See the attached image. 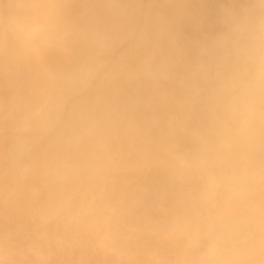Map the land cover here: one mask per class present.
<instances>
[{"label": "clouds", "instance_id": "1", "mask_svg": "<svg viewBox=\"0 0 264 264\" xmlns=\"http://www.w3.org/2000/svg\"><path fill=\"white\" fill-rule=\"evenodd\" d=\"M185 3L0 0V264H264V0Z\"/></svg>", "mask_w": 264, "mask_h": 264}, {"label": "rangeland", "instance_id": "2", "mask_svg": "<svg viewBox=\"0 0 264 264\" xmlns=\"http://www.w3.org/2000/svg\"><path fill=\"white\" fill-rule=\"evenodd\" d=\"M192 1L186 0V3H185L186 15L181 21V23L179 24V29L184 37L185 43L189 45L190 43L192 44L193 42H195V40L197 41L199 39L208 37L207 34L209 33H211L209 34V36H212L216 32L220 31L222 28L221 19H219L221 10L224 7L228 6L230 3H232L231 0L230 1L229 0H203L202 2L200 0H192ZM222 4L224 5L221 6ZM204 33H207V34H204Z\"/></svg>", "mask_w": 264, "mask_h": 264}, {"label": "bare ground", "instance_id": "3", "mask_svg": "<svg viewBox=\"0 0 264 264\" xmlns=\"http://www.w3.org/2000/svg\"><path fill=\"white\" fill-rule=\"evenodd\" d=\"M191 1H192V0H191ZM200 1L202 2L203 0H200ZM229 1H230V0H229ZM231 1H232V3H233L235 0H231ZM192 2H193V1H192ZM198 2H199V1H198ZM203 3H205V2H203ZM203 3H202V4H203ZM222 3H223V2H222ZM211 4H212V3H211ZM203 5H204V4H203ZM203 5H202V6H203ZM223 5H224V4H222L221 6H223ZM206 8H207V7H206ZM208 9H209V8H208ZM193 10H194V9H193ZM204 10H205V9H204ZM196 11H197V10H196ZM188 15H189V14H188ZM208 16H209V15H208ZM219 16L221 17V14H220ZM187 17H188V16H187ZM220 17H219V19H221ZM192 20H193V19H192ZM208 24H209V23H208ZM183 25H184V24H183ZM199 25H201V24H199ZM191 26H192V25H191ZM193 27H194V26H193ZM200 28H201V27H200ZM197 29H198V28H197ZM207 30H208V29H207ZM191 31H193V30H191ZM206 32H207V31H206ZM201 33H202V32H201ZM189 34H190V33H189ZM194 34H195V33H194ZM194 34H193V35H194ZM204 34H207V33H204ZM209 34H211V33H209ZM209 34H207L208 37H210ZM187 35H188V34H187ZM201 35H202V34H201ZM204 36H205V35H204ZM183 38H184V37H183ZM186 38H187V37H186ZM195 41H196V40H195ZM190 44H191V43H190Z\"/></svg>", "mask_w": 264, "mask_h": 264}]
</instances>
